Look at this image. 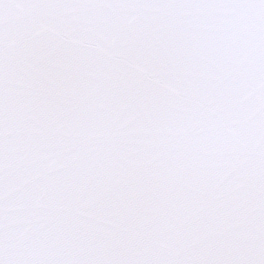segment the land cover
Here are the masks:
<instances>
[{"label":"snow or ice","instance_id":"obj_1","mask_svg":"<svg viewBox=\"0 0 264 264\" xmlns=\"http://www.w3.org/2000/svg\"><path fill=\"white\" fill-rule=\"evenodd\" d=\"M0 264H264V0H0Z\"/></svg>","mask_w":264,"mask_h":264}]
</instances>
